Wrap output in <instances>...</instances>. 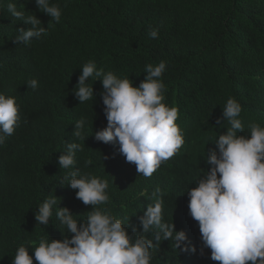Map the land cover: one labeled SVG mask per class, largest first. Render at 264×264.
Masks as SVG:
<instances>
[{"label":"trees","instance_id":"1","mask_svg":"<svg viewBox=\"0 0 264 264\" xmlns=\"http://www.w3.org/2000/svg\"><path fill=\"white\" fill-rule=\"evenodd\" d=\"M0 264H264V0H0Z\"/></svg>","mask_w":264,"mask_h":264}]
</instances>
